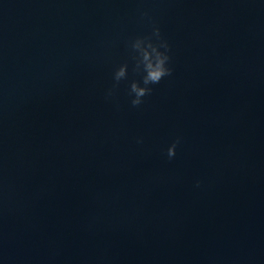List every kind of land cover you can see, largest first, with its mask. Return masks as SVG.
I'll list each match as a JSON object with an SVG mask.
<instances>
[{
	"label": "water",
	"instance_id": "1",
	"mask_svg": "<svg viewBox=\"0 0 264 264\" xmlns=\"http://www.w3.org/2000/svg\"><path fill=\"white\" fill-rule=\"evenodd\" d=\"M0 264H264V0H0Z\"/></svg>",
	"mask_w": 264,
	"mask_h": 264
},
{
	"label": "clouds",
	"instance_id": "2",
	"mask_svg": "<svg viewBox=\"0 0 264 264\" xmlns=\"http://www.w3.org/2000/svg\"><path fill=\"white\" fill-rule=\"evenodd\" d=\"M142 12L141 17L147 16ZM149 19H151L149 17ZM132 49L136 53V67L141 71V82L133 80L129 86V94L131 96V105L138 106L143 102V97L152 92L151 85L158 84L163 77L171 75L173 68L170 66L171 57L169 55V44L161 38L160 28L153 26L150 33L137 35L131 42ZM127 75V64L121 63L112 73L114 80L113 87L107 90L106 97L113 95V89L118 82ZM136 142L142 143L143 138L137 137ZM180 143V137L173 140L166 149L169 159L176 154L177 145ZM196 186L200 185L197 180Z\"/></svg>",
	"mask_w": 264,
	"mask_h": 264
}]
</instances>
